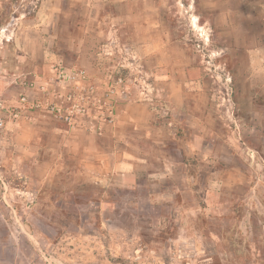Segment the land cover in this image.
<instances>
[{"label":"rangeland","instance_id":"obj_1","mask_svg":"<svg viewBox=\"0 0 264 264\" xmlns=\"http://www.w3.org/2000/svg\"><path fill=\"white\" fill-rule=\"evenodd\" d=\"M259 44L264 0H0V264L262 263Z\"/></svg>","mask_w":264,"mask_h":264},{"label":"crops","instance_id":"obj_2","mask_svg":"<svg viewBox=\"0 0 264 264\" xmlns=\"http://www.w3.org/2000/svg\"><path fill=\"white\" fill-rule=\"evenodd\" d=\"M261 46H264V45H262V44H259L258 46H257V48H259V47H261ZM254 66H255V63L253 64ZM257 188V184H255V185H252L251 187H250V191L251 192H253L254 194H256L257 192H259V190L258 189H256ZM220 239H222L221 238V236H220ZM226 252V251H225ZM222 254V253H221ZM224 255V254H223ZM257 256H254V254H253V260H255L256 259V261H254L255 263H253V264H264V260H262V263H260V258L258 259L257 257L259 256V254H256Z\"/></svg>","mask_w":264,"mask_h":264}]
</instances>
